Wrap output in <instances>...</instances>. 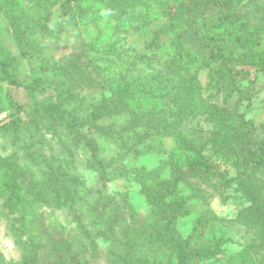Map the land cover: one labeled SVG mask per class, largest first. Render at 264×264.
<instances>
[{
    "label": "rangeland",
    "instance_id": "1",
    "mask_svg": "<svg viewBox=\"0 0 264 264\" xmlns=\"http://www.w3.org/2000/svg\"><path fill=\"white\" fill-rule=\"evenodd\" d=\"M65 1L0 0V119L22 116L14 129L0 130V264H63L62 256L53 259L47 235L53 243L63 237L73 250L83 246L84 264H177L172 245L157 235L159 223L136 172L162 160L165 175L184 172L181 147L188 144L215 175L211 182H180L189 213L175 231L186 237L198 226L192 244L215 251L199 264H233L243 252L264 264V236L243 218L252 205L247 191L260 183L252 176L246 189L233 180L241 168L236 158L253 159L264 148V72L236 63L239 72L226 84L209 68L198 70L204 106L189 113L182 85L195 63L189 71L167 69L171 60H185L173 44L181 24L167 22L155 0L70 1L67 18L61 16ZM238 7L243 34L254 36L251 53L264 60V0ZM27 28L25 53L14 36ZM224 49L236 57L250 52L234 44ZM73 61L87 70L85 82L62 72ZM139 82H146L148 97L130 101L128 113L103 115L99 130L90 127V112L115 88L134 96ZM79 128L95 131L99 156L110 170L122 166L121 176L107 178L88 166ZM77 187L80 200L72 199ZM199 219L212 221L201 226Z\"/></svg>",
    "mask_w": 264,
    "mask_h": 264
},
{
    "label": "trees",
    "instance_id": "2",
    "mask_svg": "<svg viewBox=\"0 0 264 264\" xmlns=\"http://www.w3.org/2000/svg\"><path fill=\"white\" fill-rule=\"evenodd\" d=\"M70 1H75V4H77L80 0H66L63 2L61 5V16H65L66 18L69 16ZM242 1L155 0V5L160 7V14L167 16V22L181 24V28L174 35L173 44L176 55L180 60L181 57H185V60L182 63L171 60L167 69L170 73H173L174 68L189 71V64L191 62L195 63V67L192 69L193 72H191L189 78L182 85V97L186 98L184 109L189 113L197 114L204 106L199 93L198 70L209 68L213 75L217 77V81L222 82L226 77V84L231 83V80H227V77L230 79L234 73L239 72V70H233L236 63L258 67L264 72L263 56L251 53L253 52L252 48L255 42L254 36H247L242 32L245 22L242 20L243 13L238 7ZM211 14H218V16L213 19ZM28 32H32V30L27 28L16 33L14 36L20 49H24L25 53L27 52L25 48L29 44L27 40ZM159 32L160 30L156 33ZM226 44H234L236 47L250 50V52L247 54H239L237 55L238 57L232 56V54L225 51L224 45ZM79 57L78 55L77 59ZM71 59L73 60L72 57ZM62 72L69 73V76L73 75L72 72L77 73L79 82H85V76L88 77L87 70L81 68L74 61L70 69L66 65L63 67ZM146 82L138 83L139 90L136 91L134 96H126L124 89L120 87L115 88L113 90V96L104 100L100 107L90 112L92 125L90 127L98 129L96 121L103 115H116L119 113H128V110L131 111L128 108L130 101L148 97L145 92ZM247 105L249 106L250 104ZM47 106L42 109L47 111ZM50 110L52 108H49L47 112L51 115L52 111ZM21 118L22 116L19 114L0 119V130L10 131L14 129ZM94 133L95 131L92 132L91 130L87 133L82 132L80 128L76 132L78 141H82L89 152L88 166L100 170L101 173H104L103 176L105 174L107 175V178L121 176L123 174L122 166H115L110 170V162L99 156L100 147L96 143ZM228 147L230 150L235 151L232 147ZM181 148L186 151V169L184 172H173L170 175H165L164 167L166 161L162 160L156 167L152 169H139L136 174L137 180L142 185V193L146 196L148 203L153 207L154 215L159 223L157 230L159 239H163L166 244L172 245L177 258V264H199V260L215 256V251L208 250L201 245L198 246L197 243L195 245L192 244V239H194L196 234H199L197 225L193 227L190 234L186 237H181L175 231L178 218L189 213L186 200L181 195L180 182H184L185 178L189 177L197 178L205 183L211 182L215 173L212 164L204 158L194 145L188 144ZM252 156L253 159L250 160L245 159L242 155L236 158L241 168L233 180H238L240 185L246 188V182L254 183L250 177L254 176L258 178V182L260 183L258 190L256 192L247 191L252 205L247 208L246 213L243 214V218L250 226L256 231H260L261 235L264 236V179L261 178L262 174L260 173L264 171V148L262 152L252 154ZM219 176L226 179L221 174ZM73 192L74 197L72 199L80 200L84 197L83 194L78 192V187ZM211 221V219H199L198 223L201 226H206L211 224ZM46 240L52 242L51 246L57 252V255L53 259L62 256L63 264H84V261L80 259L82 252L79 251L83 246L78 245L77 249L73 250L71 245L63 237H60L59 241L53 243V237L47 235ZM45 246H49V244H45ZM233 258V264H258L250 256L245 255V252ZM32 264H35L34 260H32Z\"/></svg>",
    "mask_w": 264,
    "mask_h": 264
}]
</instances>
